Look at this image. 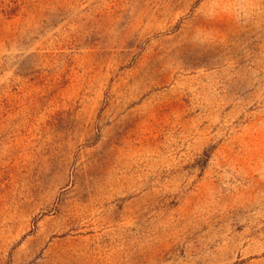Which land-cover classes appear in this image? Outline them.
<instances>
[{"label": "rangeland", "instance_id": "obj_1", "mask_svg": "<svg viewBox=\"0 0 264 264\" xmlns=\"http://www.w3.org/2000/svg\"><path fill=\"white\" fill-rule=\"evenodd\" d=\"M0 264H264V0H0Z\"/></svg>", "mask_w": 264, "mask_h": 264}]
</instances>
